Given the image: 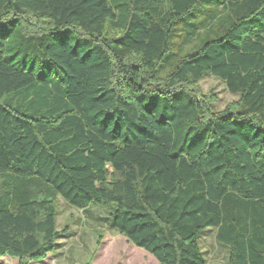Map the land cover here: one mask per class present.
<instances>
[{"label":"trees","instance_id":"1","mask_svg":"<svg viewBox=\"0 0 264 264\" xmlns=\"http://www.w3.org/2000/svg\"><path fill=\"white\" fill-rule=\"evenodd\" d=\"M59 196L158 264H208L209 229L264 264V0H0V257L56 249Z\"/></svg>","mask_w":264,"mask_h":264},{"label":"rangeland","instance_id":"2","mask_svg":"<svg viewBox=\"0 0 264 264\" xmlns=\"http://www.w3.org/2000/svg\"><path fill=\"white\" fill-rule=\"evenodd\" d=\"M198 7L195 6V9ZM198 9L197 17L191 20L195 24L203 22L208 13H215L218 6L211 2ZM218 25L205 31L207 34L202 31L200 41L214 38L219 33L215 29L221 30ZM199 87L203 93L215 96L218 109L237 98L226 90L222 81L212 76H206ZM111 207L89 204L83 211L67 204L59 196L56 200L55 226L62 234L57 239L58 246L41 262L29 264H158L150 253L136 247L110 227ZM214 233V230L209 229L201 239L208 264H227L228 250L215 241ZM0 264H18V260L2 256Z\"/></svg>","mask_w":264,"mask_h":264}]
</instances>
